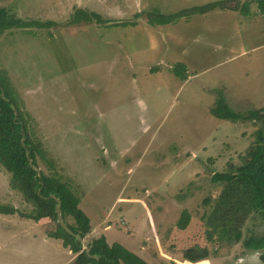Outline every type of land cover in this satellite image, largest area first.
<instances>
[{"label": "rangeland", "instance_id": "obj_1", "mask_svg": "<svg viewBox=\"0 0 264 264\" xmlns=\"http://www.w3.org/2000/svg\"><path fill=\"white\" fill-rule=\"evenodd\" d=\"M214 1L0 0L24 19L56 22L0 36V70L8 74L32 134L81 197L97 229L87 240L104 236L148 264H179L194 245L210 249V264H264L262 251L243 247L244 238L233 245L209 241L202 220L222 190L212 176L240 164L264 128L263 120L230 121L211 113L220 96L238 112L264 109V12L257 0H239L237 10L149 23L151 11L171 14ZM244 3L248 15L241 12ZM77 8L137 25L73 24ZM179 64L185 79L175 71ZM9 181L0 167V203L31 212ZM185 211L190 221L182 229ZM40 225L37 248L34 240L28 246L34 232L20 235L19 227L9 243L0 240V260L74 264L68 249L44 246L45 231L56 222ZM243 232L264 233V214H252Z\"/></svg>", "mask_w": 264, "mask_h": 264}, {"label": "trees", "instance_id": "obj_2", "mask_svg": "<svg viewBox=\"0 0 264 264\" xmlns=\"http://www.w3.org/2000/svg\"><path fill=\"white\" fill-rule=\"evenodd\" d=\"M239 3V0H218L171 14L151 11L149 23L165 25L179 21L183 17L207 13L218 8L237 10ZM244 4L241 12L248 15L249 7ZM257 4L260 11L264 12V0H257ZM137 16L139 17V14ZM71 22L124 27L137 25L135 21H114L96 11L84 8H77L74 11ZM55 24L54 21L24 19L8 8L0 6V36L16 28H51ZM184 70V64H179V68L175 69L176 73L185 79L186 75H182ZM13 106L18 111L17 117ZM263 111L264 109H255L248 113L235 111L223 96H220L211 109V113L218 118L230 121L263 120L264 124ZM241 159L240 164L230 163L228 169L216 172L212 176L213 183L221 185L222 190L214 199L210 211L202 216V220L206 225L209 241L227 240L229 245H233L244 238L243 247L252 251H262L261 259L264 261V233L251 234L247 237L243 234L244 224L252 214H264V128L257 130L256 140L247 148ZM0 167L10 174V187L19 191L24 200L33 206L31 212H22L14 205L0 203V215L19 214L35 221L54 220L56 228L48 230L47 234L61 239L64 246L76 254L74 264H148L122 244H110L104 236L89 240L91 250L88 254L82 242L60 225L56 211L58 199L61 200L65 222L74 233H80L87 239L92 231L91 219L81 207V197L75 192L71 182L66 181L59 172L42 142L32 134L30 119L4 70H0ZM37 167L41 169L40 173ZM189 221L190 215L185 211L178 223L179 227L186 228ZM210 254L207 246L194 245L185 250L184 258L195 263L208 259Z\"/></svg>", "mask_w": 264, "mask_h": 264}, {"label": "crops", "instance_id": "obj_3", "mask_svg": "<svg viewBox=\"0 0 264 264\" xmlns=\"http://www.w3.org/2000/svg\"><path fill=\"white\" fill-rule=\"evenodd\" d=\"M44 220V219H43ZM40 222L41 221H35L33 219H29V218H26V217H22V216H17L16 214L14 215H7V214H1L0 215V240H3V239H6L7 240V243H9L11 241V239L14 238V233H16V228H19L21 227V232H20V235L22 233V230L26 233H28L29 231L32 230L31 234H35V237L34 239L32 238V235L30 236V241L31 243L28 244V246H31L30 249L32 248V245H33V240L35 241L34 242V247L37 248L38 246V229L37 227H40L42 225H40ZM123 225L126 224V221L122 220L121 221ZM109 228V226H108ZM128 229H130V226L128 225ZM92 231L95 232L97 231L96 228H93L92 226ZM47 237H46V242H47V245L45 244L44 246L46 247L47 251H50L51 247H54L57 249V247H63L65 249H68L69 250V253H72V256L74 258H76V254H74L68 247H65L64 244H63V241L61 240V242L59 244H56L57 243V238H54V237H50L48 236L47 232L45 231ZM101 234V233H99ZM4 237V238H3ZM100 237V236H98ZM3 238V239H2ZM19 238H21V236H19ZM53 241V242H52ZM72 257V258H73ZM205 261L208 262V264H210L209 262V258L208 259H204L202 261H199V262H191L189 260H186L184 258L183 261H180L178 260L177 262L179 264H185V263H189V264H198V263H203V264H207V263H204ZM5 261L3 260H0V264H4Z\"/></svg>", "mask_w": 264, "mask_h": 264}, {"label": "water", "instance_id": "obj_4", "mask_svg": "<svg viewBox=\"0 0 264 264\" xmlns=\"http://www.w3.org/2000/svg\"><path fill=\"white\" fill-rule=\"evenodd\" d=\"M13 108L15 109V113H16V117L18 116V111L16 109L15 106H13ZM32 162V161H31ZM37 171L40 173L41 169L37 167ZM57 211V216H58V222L60 223V225L70 234L75 235L83 244L84 248L87 249L88 254H90V244H89V240H87L86 238H83L82 235L80 233H74L71 228L68 226V224L65 222L64 216H63V212H62V208H61V200L58 199V205L56 208ZM98 258V256H97Z\"/></svg>", "mask_w": 264, "mask_h": 264}]
</instances>
